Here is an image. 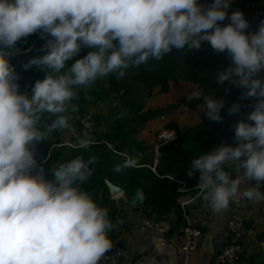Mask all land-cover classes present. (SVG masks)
I'll return each mask as SVG.
<instances>
[{
	"label": "clouds",
	"instance_id": "9594fccd",
	"mask_svg": "<svg viewBox=\"0 0 264 264\" xmlns=\"http://www.w3.org/2000/svg\"><path fill=\"white\" fill-rule=\"evenodd\" d=\"M230 3L0 0V264H99L113 246V223L108 209L81 187L95 157L76 155L50 167L46 178L33 145L70 128L78 110L72 102L77 90L87 92L109 74L123 78L126 69L158 61L173 49L198 50L204 41L231 61L217 82L228 81L243 89L241 98L256 99L247 118L235 125V146L202 152L192 159L188 175L199 173L198 196L215 213L238 197L264 201V20L246 33L247 19L238 9L229 14ZM225 18L230 22L222 25ZM36 32L49 38L45 53L23 64L44 73L29 95L18 91L10 57L21 54L17 41ZM82 48L88 51L81 56ZM201 95L194 89L187 99ZM223 105L222 99L204 95L201 108L209 120L219 122ZM239 110L240 104L233 103L228 112ZM95 143L87 135L77 142L85 150ZM135 164L128 157L116 171ZM244 181L254 183L241 189ZM143 199L137 189L133 203Z\"/></svg>",
	"mask_w": 264,
	"mask_h": 264
},
{
	"label": "trees",
	"instance_id": "16d2710c",
	"mask_svg": "<svg viewBox=\"0 0 264 264\" xmlns=\"http://www.w3.org/2000/svg\"><path fill=\"white\" fill-rule=\"evenodd\" d=\"M206 1L207 4L210 3V0ZM48 38L41 37L40 33L36 32L16 42L21 54L11 56L10 63L14 65L19 77L18 91L30 95L35 80L43 78L44 73L38 66L33 65L25 69L23 64L30 57L45 53L46 50L42 48ZM87 51V48H82L79 55H85ZM230 64L231 61L224 52H215L210 44L204 41L198 50L173 49L158 61L150 59L138 67H130L125 70L126 75L123 78L117 79L114 74H109L98 79L93 84V93L97 94V100L111 103L105 115L101 112L94 114L97 125L105 129V133L100 134L99 137L119 141L118 153L112 152L103 145H93L87 150L78 146L60 145L58 130L53 131L48 139L33 145L34 153L38 158L47 157L43 162L46 178L51 177L50 167H55L58 163L76 155H81L84 159H88L89 156L95 157V163L91 165L93 171L82 182L81 187L88 191L99 205L108 209L109 218L113 223V228L109 232L113 244L117 239L115 225L123 220V216L118 202L110 194L109 182L124 191L134 210L141 211L150 218L174 219V228L185 225L182 209L177 202L180 195L178 181L197 185L199 173L188 175L192 159L221 144L235 146L237 143L234 139L235 125L238 121L247 118L255 103V97L241 98L243 89L231 85L228 81L217 82V74L228 68ZM260 74L264 75L263 72ZM172 84H186L193 87L187 89L178 102L166 108L145 107L142 96L146 92L158 88L162 94L168 93ZM194 89L201 91V98L189 101L187 94ZM204 95H213L214 98L224 101L221 121H211L205 116L201 108ZM91 96V91L77 90L78 98L72 101L77 105L78 110L72 114L74 118L69 123L76 132L81 128L80 122L88 110L87 105ZM233 103H239L240 110L229 114L228 109ZM179 107L197 112L201 122L185 133L180 131L177 123L167 124L166 128L175 129L179 138L159 148L160 156L154 170L151 165L143 164L122 167L120 171H116V166L122 164L126 156L132 158L128 150L131 146V138L136 136L148 121L161 116L168 109ZM46 119L47 117L44 118ZM137 149L144 152L146 148L137 145ZM137 189L142 190L144 199L133 203ZM261 191H264V184L261 185Z\"/></svg>",
	"mask_w": 264,
	"mask_h": 264
},
{
	"label": "crops",
	"instance_id": "0c3cea01",
	"mask_svg": "<svg viewBox=\"0 0 264 264\" xmlns=\"http://www.w3.org/2000/svg\"><path fill=\"white\" fill-rule=\"evenodd\" d=\"M207 2L203 0L202 3ZM244 0H231L228 7L229 14L234 10L243 12L248 21L246 33L254 32L257 29L255 25V16L243 7ZM264 6V0H261ZM264 74V71H262ZM193 87L186 84H172L168 93L156 94L146 100V108H159L166 104L178 102L184 95V92ZM158 91V88L154 89ZM153 90V91H154ZM98 107V106H97ZM102 115L107 110H101ZM175 122L179 125L182 133H185L201 122L199 114L190 111L185 107H179L178 111H167L166 113L148 121L145 127L134 137L131 138L129 152L135 159V165L152 166L155 169L158 163L160 152V143L156 137L157 132L166 128L167 124ZM68 133L74 136L77 141L73 128H69ZM137 145L145 147L147 150L142 152L137 149ZM156 150L159 156L156 158ZM251 181H244L242 187H247ZM196 187V185L189 184ZM119 204L122 210L123 220L115 225L117 239L114 242L120 243L129 250L123 264H131L134 256L144 248L155 245L160 253L162 264H214V256L220 252L230 240L227 233V222L234 207L229 203L227 209L220 213H215L210 207L205 206V202L197 196L188 206V216L192 221L202 229L203 237L198 252L191 256L186 262L179 258L177 247L183 241L184 226L173 227L168 234L157 230L147 229L140 221L141 211H136L128 202L125 193L113 198ZM238 215L246 219L247 222L256 225V232L253 236L246 238L242 242L243 254L238 264H264V201L250 202L247 210L239 211Z\"/></svg>",
	"mask_w": 264,
	"mask_h": 264
},
{
	"label": "built area",
	"instance_id": "2783aa9c",
	"mask_svg": "<svg viewBox=\"0 0 264 264\" xmlns=\"http://www.w3.org/2000/svg\"><path fill=\"white\" fill-rule=\"evenodd\" d=\"M203 4L207 5V2ZM243 7L246 11L254 14L255 25L258 27L260 21L264 20V6L262 2L260 0H244ZM229 22L230 21L225 18V20L220 23L223 25ZM80 123V130L78 132L74 131L77 141H74V143H60V145L78 146V140L87 135L96 141L93 145H103L112 152L118 153L119 141H111L99 137L100 134L105 133V129L97 125L92 112L87 111ZM172 133H174L173 138L168 139L167 137ZM156 137L160 146H165L175 142L179 138V134L175 129L163 128L157 132ZM34 156L38 166L47 160V157L43 159L38 158L35 153ZM158 156L159 153L156 150V158ZM126 157L128 158V156ZM178 185V192L180 195L177 198V202L182 209L185 218V226L183 228V241L177 247V254L180 259L186 262L191 256L198 252L203 237V231L192 221L187 212V206L198 196V189L186 184L184 181H178ZM243 188L244 187L241 186V189ZM122 194H124V191ZM230 204L234 207L227 222V233L230 240L220 252L215 254L214 264H238L243 254L242 242L246 238L253 236L256 232L255 224L247 222L246 219L238 215V210L244 211L250 207V201L243 197H238L230 201ZM139 219L147 229L157 230L165 234L170 233L174 226V219L150 218L142 213ZM128 253L129 250L126 247L120 243H115L101 258L99 264H123ZM131 264H162V262L157 247L155 245H150L136 254Z\"/></svg>",
	"mask_w": 264,
	"mask_h": 264
},
{
	"label": "rangeland",
	"instance_id": "374dc122",
	"mask_svg": "<svg viewBox=\"0 0 264 264\" xmlns=\"http://www.w3.org/2000/svg\"><path fill=\"white\" fill-rule=\"evenodd\" d=\"M96 83V82H95ZM94 83V84H95ZM98 90V89H97ZM88 92H90L91 91V94H92V96L90 97V99H89V102H88V105H87V108H88V110L87 111H89V112H92L93 114H97V113H99L100 112V107L101 106H104V107H102L101 108V110L103 109V110H107L109 107H110V105H111V103L110 102H104V101H101V100H97V94H94L93 93V84L89 87V89L87 90ZM156 94H158V95H160V94H162L161 92H159V91H156V90H154V91H152V92H146L143 96H142V100L144 101V103H146V100L148 99V98H151L152 96H154V95H156ZM99 101V102H98ZM98 102V103H97ZM173 104H175V103H173ZM173 104H166L165 106H163L162 108H166V107H168V106H170V105H173ZM98 106V107H97ZM168 111H178V108H171V109H168ZM70 128H72V127H70ZM74 129V128H73ZM68 130H69V128L68 129H61V130H58V141H59V143H62V144H64V143H66V142H73L74 143V141H76V139L74 138V136L73 135H71L70 133H68ZM74 131H75V129H74ZM165 146H167V145H165ZM146 152H147V150H145ZM159 153V152H158ZM33 171H36V169H33Z\"/></svg>",
	"mask_w": 264,
	"mask_h": 264
},
{
	"label": "water",
	"instance_id": "95a60500",
	"mask_svg": "<svg viewBox=\"0 0 264 264\" xmlns=\"http://www.w3.org/2000/svg\"><path fill=\"white\" fill-rule=\"evenodd\" d=\"M42 49L47 50L46 45ZM108 186H109V191H110L112 198H115L118 195L123 193V190L120 187H118V186H116L110 182L108 183Z\"/></svg>",
	"mask_w": 264,
	"mask_h": 264
},
{
	"label": "bare ground",
	"instance_id": "6f19581e",
	"mask_svg": "<svg viewBox=\"0 0 264 264\" xmlns=\"http://www.w3.org/2000/svg\"><path fill=\"white\" fill-rule=\"evenodd\" d=\"M119 148V147H118Z\"/></svg>",
	"mask_w": 264,
	"mask_h": 264
}]
</instances>
